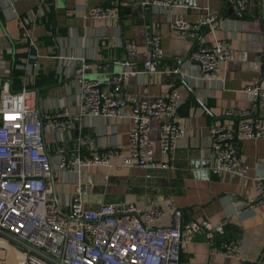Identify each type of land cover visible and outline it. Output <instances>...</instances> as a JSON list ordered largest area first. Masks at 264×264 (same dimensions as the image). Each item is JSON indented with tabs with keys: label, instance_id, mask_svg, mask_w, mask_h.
<instances>
[{
	"label": "crops",
	"instance_id": "obj_1",
	"mask_svg": "<svg viewBox=\"0 0 264 264\" xmlns=\"http://www.w3.org/2000/svg\"><path fill=\"white\" fill-rule=\"evenodd\" d=\"M126 1L127 5L120 4L121 0H0V57L22 70L20 78H12L13 89L25 84L23 65L29 54L37 55L38 68L25 85L34 90L40 113L61 108L70 115L80 113L79 86L74 74L82 62L86 64L87 76L100 81L106 91L121 101L125 111L129 109L124 100L127 95L146 99L165 96L175 89L181 103L174 122L184 134L177 139L174 151L168 156L157 152L160 122L153 121L151 137L158 166L147 172L135 167L85 169L79 178L93 183L94 188L84 197V204L97 207L103 202H130L143 207L155 199L165 210L163 200L167 199L180 210L184 220L206 222L210 227L191 237L182 250L181 264H264V204L253 202L256 179L264 178V136H236L237 155L248 166L247 176L242 177L211 172L215 160L208 132L211 125L235 128L239 118L226 111L247 109L252 103L248 88L255 84L264 88V0H247L241 17L235 14L233 0H172L168 11L142 5V0ZM117 3L118 12L112 19L86 15L91 6ZM207 11L216 14L213 31L203 26L194 37L173 32V19L193 23ZM150 32L158 35L162 56L156 72L143 74L139 71ZM126 39L136 43V54L126 53ZM216 39L228 42L230 58L222 67L223 80L209 82L200 78L190 53L196 47L211 46ZM123 71L135 72L123 80L124 93L107 84L113 74ZM256 117L264 122V110ZM129 128L126 118L82 114L74 128L65 131L62 140L52 129L44 128V141L55 162L59 146L69 153L81 150L86 155L103 154L108 148L126 151ZM84 139L88 143L82 144ZM53 177L54 184L51 180L50 183L55 193L51 196L55 200L56 195L63 211H68L77 175L54 170ZM237 201L243 204H235ZM163 220L168 222L169 215L165 214ZM219 224L220 234L215 231ZM228 241L242 245L237 256L219 254V247Z\"/></svg>",
	"mask_w": 264,
	"mask_h": 264
},
{
	"label": "built area",
	"instance_id": "obj_2",
	"mask_svg": "<svg viewBox=\"0 0 264 264\" xmlns=\"http://www.w3.org/2000/svg\"><path fill=\"white\" fill-rule=\"evenodd\" d=\"M246 3L247 0H233L237 16L244 15ZM120 4L127 5L128 2L121 0ZM141 4L168 11L173 1L142 0ZM118 5L91 6L86 15L92 19H112L118 12ZM170 26L176 34L194 37L203 26L211 31L216 28V14L207 11L193 23L175 18ZM24 35L33 47L32 39L26 32ZM123 46L128 55L136 54L137 45L133 40H124ZM161 56L160 39L150 32L139 73L156 72ZM36 57L29 54L23 65L25 84L28 78L37 74ZM229 58L230 46L224 39L214 40L211 46L196 47L190 53L200 78L209 82L223 80L222 67ZM85 69L86 64L82 62L74 74L79 86L78 115H70L66 108L40 113L34 90L25 84L13 89V82L9 80L12 77L11 64L0 57V264H181L182 250L196 232L209 230L208 223L184 220L180 210L167 199L163 200L165 210L155 199H150L143 207L130 202L86 206L84 197L93 190L94 184L79 178L92 166L135 167L144 172L158 166L151 137L152 122H160L157 152L170 155L177 139L184 134L183 128L174 122L181 98L175 89L165 96L146 99L127 95L124 100L129 109L125 111L121 101L106 91L100 81L89 78ZM134 73L113 74L107 84L117 91L123 80ZM248 89L252 95L251 105L247 109L230 108L226 111L227 115L239 118L235 128L209 127L215 160L210 167L213 174L247 176L248 166L236 152V136L239 134L247 139L264 136V122L256 117L260 110H264V88L255 84ZM82 114L128 119L126 151L108 148L103 154L86 155L81 150L69 153L59 146L57 159L52 161L45 146L44 128L52 129L57 139L62 140L65 131L74 128ZM85 143L88 141L82 140V144ZM114 157L116 162L112 161ZM54 170L77 175L68 211H63L51 196L50 179ZM253 202L264 204V178L256 179ZM235 204L240 206L243 202ZM165 214L169 215L168 222L163 220ZM215 231L222 233V224L216 226ZM241 249V244L228 241L219 247V254L237 256Z\"/></svg>",
	"mask_w": 264,
	"mask_h": 264
},
{
	"label": "trees",
	"instance_id": "obj_3",
	"mask_svg": "<svg viewBox=\"0 0 264 264\" xmlns=\"http://www.w3.org/2000/svg\"><path fill=\"white\" fill-rule=\"evenodd\" d=\"M11 64V63H10ZM11 73H12V78H20V76L22 75V70L17 69L14 64H11Z\"/></svg>",
	"mask_w": 264,
	"mask_h": 264
},
{
	"label": "water",
	"instance_id": "obj_4",
	"mask_svg": "<svg viewBox=\"0 0 264 264\" xmlns=\"http://www.w3.org/2000/svg\"><path fill=\"white\" fill-rule=\"evenodd\" d=\"M10 81H12V77L9 79ZM120 89H121V91L124 93V90H123V88H122V85H121V87H120ZM37 110H38V106H37ZM51 183L52 184H54V177H53V175L51 176ZM53 186V185H52ZM54 192V191H53ZM55 193V192H54ZM55 195V194H54ZM55 200H56V202H57V198H56V195H55ZM58 203V202H57Z\"/></svg>",
	"mask_w": 264,
	"mask_h": 264
},
{
	"label": "rangeland",
	"instance_id": "obj_5",
	"mask_svg": "<svg viewBox=\"0 0 264 264\" xmlns=\"http://www.w3.org/2000/svg\"><path fill=\"white\" fill-rule=\"evenodd\" d=\"M67 210V209H66Z\"/></svg>",
	"mask_w": 264,
	"mask_h": 264
}]
</instances>
